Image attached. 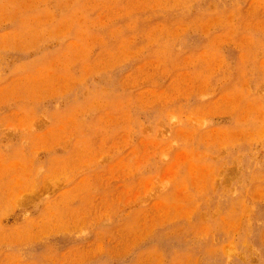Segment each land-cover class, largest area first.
Here are the masks:
<instances>
[{"label": "rangeland", "instance_id": "374dc122", "mask_svg": "<svg viewBox=\"0 0 264 264\" xmlns=\"http://www.w3.org/2000/svg\"><path fill=\"white\" fill-rule=\"evenodd\" d=\"M0 264H264V0H0Z\"/></svg>", "mask_w": 264, "mask_h": 264}]
</instances>
